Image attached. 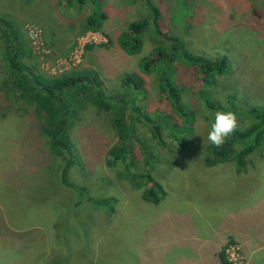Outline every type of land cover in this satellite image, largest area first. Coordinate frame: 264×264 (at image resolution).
<instances>
[{
  "label": "rangeland",
  "instance_id": "1",
  "mask_svg": "<svg viewBox=\"0 0 264 264\" xmlns=\"http://www.w3.org/2000/svg\"><path fill=\"white\" fill-rule=\"evenodd\" d=\"M103 1L101 10L108 18L99 30L85 27L88 6L67 10L64 0H0V13L12 18L26 35L44 73L95 66L109 93L126 96L131 93L122 83L136 73L143 80L135 92L137 101L153 118L167 111L178 118L166 104L158 70L142 68L144 58H156L159 42L167 45L168 37H179L190 53L227 57L228 68L214 74L208 84L196 66L179 59L172 66L183 99L194 112L191 147L170 151L175 140L169 129L164 130L161 144L148 125L135 121L141 143L150 149L151 169L135 142L137 165L132 171L145 174L149 169L163 187L162 198L154 203L143 198L150 185L147 179L142 178V187L136 189L124 164H107V153L119 136L112 112L91 103L78 110L71 130L78 158L69 177L86 189L77 191L61 182L62 161L52 152L34 110L13 92L0 45V264H134L138 241L148 238L150 220L158 223L168 216L175 219L177 229L178 224L195 229L185 217L197 203L205 211V232L227 221L246 226L250 239L230 236L219 251L230 264H248L247 254L257 245L261 250L254 256L264 255V146L248 156L241 172L234 161L208 166L207 136L215 111L207 107L202 93L231 112L235 105L239 110L264 107V0H153L162 11L158 22L163 38L155 36L150 24L135 52L125 51L117 39L130 20L147 13L143 0ZM90 31L96 32L97 41L88 37ZM29 32L36 33L35 39ZM79 193L93 200H116L109 208L86 196L81 199ZM141 221L145 223L137 237L135 223ZM155 234L140 252L158 264L164 259L155 263L157 241L162 242ZM151 241L156 245L148 248Z\"/></svg>",
  "mask_w": 264,
  "mask_h": 264
},
{
  "label": "trees",
  "instance_id": "2",
  "mask_svg": "<svg viewBox=\"0 0 264 264\" xmlns=\"http://www.w3.org/2000/svg\"><path fill=\"white\" fill-rule=\"evenodd\" d=\"M147 13L136 19L130 20L126 29L118 36L121 48L128 52L140 49L143 43V34L150 24H153L155 36L163 38L159 19L161 9L153 0H143ZM65 9L88 6L85 16L87 29L99 30L104 25L108 14L102 11L103 0H64ZM102 9V10H101ZM167 45L158 43L155 53L156 58H144L142 68L151 72L158 70L162 92L166 94L167 106H172L178 118L168 111L163 116L153 118L146 107L138 103L137 89L142 88L143 80L136 73H130L123 81V86L131 93L117 95L109 93L100 72L94 66L71 69L58 75L44 73L34 61L32 51L26 35L8 15L0 13V45H3L2 55L7 67V76L12 90L16 96L34 110L41 121V129L49 141L52 152L61 159V182L74 190L86 189L70 179V171L77 162V154L71 138L72 126L79 109L86 103L105 108L112 112V120L117 135L118 143L114 144L107 153V164L117 167L124 164L126 175L130 176L133 187H142L141 179L145 178L148 185L143 193V198L149 202L158 203L164 194L163 187L154 179L149 169L147 173H135L136 149L142 153L145 163L149 166V151L138 135L135 121L149 126L152 136L158 143H164L163 132L167 128L174 138V147L170 151L183 150L191 147V125L194 112L186 105L180 85L174 80L171 71L174 62L179 59L186 64L196 66L206 78V83L212 81L214 74H223L228 68L227 57L211 59L185 49L183 39L168 37ZM204 102L213 111H231L222 103L215 101L207 92H202ZM142 94V93H140ZM233 112L238 117L236 130L225 139L220 147L210 143L207 146L208 155L205 162L213 166L219 162L234 161L237 170L241 172L247 166L248 156L264 146V107L252 106L245 109L233 107ZM174 120L172 124L171 119ZM241 120H244L241 122ZM139 145V146H138ZM81 199L85 196L95 205H105L112 208L115 197L93 200L90 195L79 193ZM81 200L77 201V205ZM223 264H230L225 258L224 251L219 252Z\"/></svg>",
  "mask_w": 264,
  "mask_h": 264
},
{
  "label": "crops",
  "instance_id": "3",
  "mask_svg": "<svg viewBox=\"0 0 264 264\" xmlns=\"http://www.w3.org/2000/svg\"><path fill=\"white\" fill-rule=\"evenodd\" d=\"M95 67V66H94ZM192 212H187V221L195 226V229L191 227L188 230V226L180 224L179 228H176V221L171 217H162L161 221L158 223L149 221V227L146 231L148 238L146 241H138L139 246L135 249L137 253V259L134 264H154L151 257L145 256L144 252H140V247L147 242L154 232H156V237L161 239L162 242H158V252L156 254V259H164L162 263L158 264H222L218 253L221 247L224 245L225 241L230 236H237V240H248L250 239L248 232L246 231V226L242 223H231L229 221L218 227H211L212 224L207 222V226L211 227L207 232L204 231V218L205 211L200 204H195ZM196 214V218L190 219L192 214ZM183 214V213H182ZM212 215V213H209ZM105 217H99L100 220ZM106 219H108L106 217ZM184 219V218H183ZM201 220V221H200ZM145 223L144 221L136 222L134 228V234L137 237L141 236V230L139 226ZM154 225V226H153ZM243 232V233H242ZM244 234H247L244 236ZM243 237V238H242ZM135 242V241H134ZM155 242H149L148 248L155 246ZM249 249V248H248ZM261 250V246L257 245L256 249L250 251L248 256V264H262L264 262V255H261L262 259L258 256H254L256 252ZM248 250H246V253ZM42 255L44 253L42 252ZM160 256V258H158Z\"/></svg>",
  "mask_w": 264,
  "mask_h": 264
},
{
  "label": "clouds",
  "instance_id": "4",
  "mask_svg": "<svg viewBox=\"0 0 264 264\" xmlns=\"http://www.w3.org/2000/svg\"><path fill=\"white\" fill-rule=\"evenodd\" d=\"M29 38L35 39L36 33L29 32ZM238 125V117L231 111H216L214 122L211 124L207 139L212 144L220 147L225 139L232 134Z\"/></svg>",
  "mask_w": 264,
  "mask_h": 264
},
{
  "label": "built area",
  "instance_id": "5",
  "mask_svg": "<svg viewBox=\"0 0 264 264\" xmlns=\"http://www.w3.org/2000/svg\"><path fill=\"white\" fill-rule=\"evenodd\" d=\"M95 35H96L95 31H90L88 37L90 36L91 40L97 41ZM82 47H84V45Z\"/></svg>",
  "mask_w": 264,
  "mask_h": 264
}]
</instances>
